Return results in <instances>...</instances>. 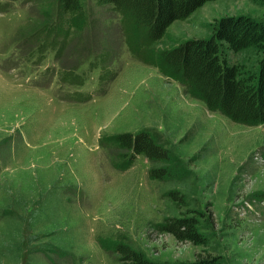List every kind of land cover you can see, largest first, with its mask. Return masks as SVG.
<instances>
[{
  "label": "rangeland",
  "instance_id": "1",
  "mask_svg": "<svg viewBox=\"0 0 264 264\" xmlns=\"http://www.w3.org/2000/svg\"><path fill=\"white\" fill-rule=\"evenodd\" d=\"M83 2L92 14L71 27L58 25L55 0H0V264H121L117 245L190 262L203 248L156 230L186 212L199 213L222 264H264V127L209 111L134 55L118 13ZM239 15L264 20V8L207 2L150 51L210 38L218 19ZM259 58L227 53L247 70ZM140 132L168 158L132 157L111 140Z\"/></svg>",
  "mask_w": 264,
  "mask_h": 264
},
{
  "label": "trees",
  "instance_id": "2",
  "mask_svg": "<svg viewBox=\"0 0 264 264\" xmlns=\"http://www.w3.org/2000/svg\"><path fill=\"white\" fill-rule=\"evenodd\" d=\"M89 1L108 6L112 12L118 13L134 55L141 60L146 56L145 61L153 63L162 75L174 79L189 95L203 102L209 111L236 124L264 127V20L245 15L223 17L214 24L210 38L186 40L157 55L150 51V46L163 38L169 26L187 19L207 2L216 0ZM55 3L58 25L83 26L88 22L89 13L92 14L89 8H85L83 0H55ZM259 3L264 8V0ZM138 29L140 33L135 36ZM247 50L260 54L256 69L247 70L242 64H230L227 53ZM105 55H110L109 51ZM111 140L132 157L143 155L159 161L168 158L167 152L154 144L145 132L114 136ZM165 174L161 169L150 171L151 178L161 179ZM169 196L178 206L184 205L182 195L171 192ZM195 213L168 217L156 228L179 243L203 248L193 261L156 263L128 245H117L114 252L121 264H222L219 257L206 252L209 242L200 230L199 215H196L199 213Z\"/></svg>",
  "mask_w": 264,
  "mask_h": 264
},
{
  "label": "built area",
  "instance_id": "3",
  "mask_svg": "<svg viewBox=\"0 0 264 264\" xmlns=\"http://www.w3.org/2000/svg\"><path fill=\"white\" fill-rule=\"evenodd\" d=\"M262 202H263V201H262ZM252 206L254 207V209H256L255 205H252ZM243 208H245V209L248 208V210L251 209L252 212H255V211H253V208H252L251 205H249V204H247V205L244 206Z\"/></svg>",
  "mask_w": 264,
  "mask_h": 264
}]
</instances>
